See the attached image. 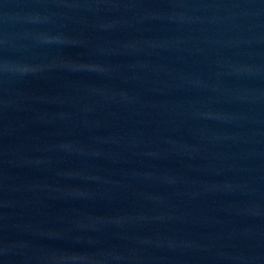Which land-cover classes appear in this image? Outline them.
Wrapping results in <instances>:
<instances>
[{
	"label": "water",
	"instance_id": "95a60500",
	"mask_svg": "<svg viewBox=\"0 0 264 264\" xmlns=\"http://www.w3.org/2000/svg\"><path fill=\"white\" fill-rule=\"evenodd\" d=\"M0 264H264V0H0Z\"/></svg>",
	"mask_w": 264,
	"mask_h": 264
}]
</instances>
